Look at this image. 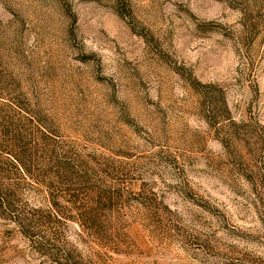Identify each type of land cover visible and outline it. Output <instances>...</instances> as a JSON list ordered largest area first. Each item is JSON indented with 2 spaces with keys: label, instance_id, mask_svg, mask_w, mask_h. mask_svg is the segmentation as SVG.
I'll list each match as a JSON object with an SVG mask.
<instances>
[{
  "label": "rangeland",
  "instance_id": "1",
  "mask_svg": "<svg viewBox=\"0 0 264 264\" xmlns=\"http://www.w3.org/2000/svg\"><path fill=\"white\" fill-rule=\"evenodd\" d=\"M0 264H264V0H0Z\"/></svg>",
  "mask_w": 264,
  "mask_h": 264
},
{
  "label": "trees",
  "instance_id": "2",
  "mask_svg": "<svg viewBox=\"0 0 264 264\" xmlns=\"http://www.w3.org/2000/svg\"><path fill=\"white\" fill-rule=\"evenodd\" d=\"M51 204H52V208L54 209V210H56L55 209V206H57V204H58V200H57V198H52L51 199ZM15 217V220L18 222V224H20V225H22V221H21V217L17 214L16 216H14ZM22 228H23V226H22ZM24 232H26V230L24 229L23 230ZM68 260L69 261H72V258L70 257V258H68Z\"/></svg>",
  "mask_w": 264,
  "mask_h": 264
}]
</instances>
